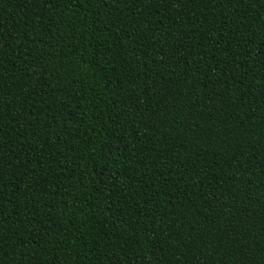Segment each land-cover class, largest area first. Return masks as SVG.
<instances>
[{"label":"trees","instance_id":"obj_1","mask_svg":"<svg viewBox=\"0 0 264 264\" xmlns=\"http://www.w3.org/2000/svg\"><path fill=\"white\" fill-rule=\"evenodd\" d=\"M0 264H264V0H0Z\"/></svg>","mask_w":264,"mask_h":264}]
</instances>
